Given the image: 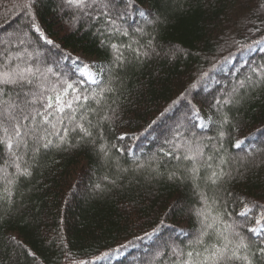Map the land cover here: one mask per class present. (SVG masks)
<instances>
[{
  "label": "trees",
  "instance_id": "trees-1",
  "mask_svg": "<svg viewBox=\"0 0 264 264\" xmlns=\"http://www.w3.org/2000/svg\"><path fill=\"white\" fill-rule=\"evenodd\" d=\"M26 2L0 0V65L39 68L45 86L78 85L89 99L74 103V115L92 135L65 119L72 146L56 147L50 136L52 146L33 152L28 140L17 153L27 177H16L0 145V264H182L179 250L202 248L195 243L202 193L209 204L227 205L224 219L250 237L254 220L238 213L244 204H264V84L248 81L264 65V0H101L126 35L112 33L100 7L84 15L65 0H31L29 14ZM33 16L52 44L38 39ZM111 45L123 54L119 66ZM132 49L148 55L137 59ZM97 66L106 69L102 76ZM101 88L103 97L93 100ZM234 88L239 103H216ZM78 94L69 90L64 99ZM54 96L49 90L41 99ZM37 110H45L40 100L26 109L35 119L23 131L43 122ZM54 111L46 126L63 134ZM186 145L203 151L195 179ZM214 170L230 176L213 185L207 177ZM214 242L210 231L204 243Z\"/></svg>",
  "mask_w": 264,
  "mask_h": 264
},
{
  "label": "snow or ice",
  "instance_id": "snow-or-ice-1",
  "mask_svg": "<svg viewBox=\"0 0 264 264\" xmlns=\"http://www.w3.org/2000/svg\"><path fill=\"white\" fill-rule=\"evenodd\" d=\"M65 4L72 9H75L78 13H83L88 15V10L93 6L100 7V15H103L106 19V22L111 26V31L113 34L120 33L126 35L127 32L120 29L116 26V20L112 19L109 16L107 4L101 5V0H65ZM24 9H31V0L26 2L23 5ZM140 15H144L143 12ZM94 18H99L94 17ZM117 18H121L117 16ZM33 23L31 25L34 33L37 34L38 39L43 40L47 44H52L51 40H48L40 27L34 23L35 17H32ZM261 43V42H257ZM113 49L117 51L115 57L116 66H119L123 61V54L119 53V49L116 45H111ZM129 47H131L129 45ZM135 53L136 58L139 59L141 55L147 56V52L141 53L139 49H132ZM80 66L87 68L88 65H85L83 62H80ZM102 66H97V74L102 76L104 71ZM49 71H51L49 69ZM252 73L257 77L256 81L251 80V76L248 77V81L253 85L264 84V65H257L251 69ZM85 79L87 75L85 74ZM47 77L44 76V73L36 68L33 70L31 67H27L23 70L20 69L19 65L15 68L9 67V65L3 64L0 65V132L3 133L0 136V145H3L8 150L10 156L13 158L15 168L17 170L16 177L19 176H30V170L25 167L21 168L19 161L22 159L21 155H18L20 148H28V140L32 139L33 142V152H38L40 147L47 149L53 145L52 139L50 136H54L58 139L56 147L61 145L68 144L71 145V142L67 139L68 128L65 126V119L68 121H76V116L74 115L77 111V108L74 107V103L77 107L81 106V101L86 102L89 99V96L81 91L79 86H74L68 81L51 83L45 86V81ZM60 83L63 84V87H60ZM90 83H99L96 75L91 77ZM240 88L245 87V81H240ZM51 90L55 93L53 97H46L41 99L44 92ZM69 90L73 93H79L73 99H64L69 95ZM104 88H101L100 92L95 93L92 96L93 100H96L97 96L103 97ZM9 92H14L15 96H10ZM238 93V89H233V94L228 98L223 100H217L216 103L223 107L226 104L239 103L235 98V94ZM22 97V100L20 99ZM40 100L44 111H36V115L43 119L44 125H49L51 123L49 119L48 110L55 109L54 113L51 115L59 114L58 124L63 129V134L60 131H56V124H51L52 131L48 133L47 136L43 137L41 141L40 137H36L32 129L25 132V121L29 119H35L31 116L30 113L26 112V109L29 105H34L37 101ZM68 110V111H66ZM81 119H84L81 116ZM107 119V117H104ZM90 123V121H89ZM228 123L227 116L225 115L221 121V129L223 126ZM203 127V125H201ZM79 128L84 136H91L92 133L84 127L79 121L75 122V127L73 131ZM47 132L48 130L45 129ZM219 136L221 139L224 137L223 130L220 131ZM242 141L237 140L235 143L236 148L242 147ZM39 145V146H37ZM186 154L183 155L184 160L192 161V165L187 170L192 174V177L195 179L198 176L199 169L196 167L198 158L203 156V151L200 147L193 148L186 145ZM101 152L106 150L104 147L100 148ZM165 155H168L167 153ZM175 159H180V156L173 157ZM225 176H230V173L224 172L223 170L217 172L212 171L207 179L213 184L216 185L219 182L223 181ZM169 179H177L176 174L172 173L168 177ZM9 184L14 183L13 180L8 181ZM99 188V185H97ZM8 191V195L11 196V191ZM207 194H201V200L205 204V207L196 210L195 215L200 219L201 229L199 236L196 238L195 243L202 245V248L199 251L193 250L184 253L183 250L177 252L178 255H183L186 258L183 260L182 264H234V262L239 261L241 264H264V204H244L242 211L238 213L239 216L245 217L246 222L248 220H254L255 226L249 227L247 229L248 233L251 236H245L240 231L236 230L237 226H234L233 223H229L224 219V216H231L230 212H227V205H224L223 208L217 206V200L213 198L211 203H208ZM243 203V201H241ZM179 207V205H177ZM255 210V212H254ZM215 213V214H213ZM212 232L215 236V241L211 245L204 243V237L209 235V232ZM174 251H177L174 249ZM82 264H95V261H84Z\"/></svg>",
  "mask_w": 264,
  "mask_h": 264
},
{
  "label": "rangeland",
  "instance_id": "rangeland-1",
  "mask_svg": "<svg viewBox=\"0 0 264 264\" xmlns=\"http://www.w3.org/2000/svg\"><path fill=\"white\" fill-rule=\"evenodd\" d=\"M153 51V50H152ZM154 52V51H153ZM94 73V72H92ZM86 74H87V71H86ZM90 80H91V77L93 76L92 74L88 75ZM48 127V128H46ZM45 129H47L48 131L46 132ZM51 127L50 126H46L43 124V122H40V123H36V125L32 128V131L35 133V136L36 137H40L41 138V141H43V137L44 136H47L49 132H51ZM53 130V129H52ZM25 132H27L26 130H24ZM51 138V137H49ZM29 140H32L31 138H29ZM175 248V246H174Z\"/></svg>",
  "mask_w": 264,
  "mask_h": 264
}]
</instances>
